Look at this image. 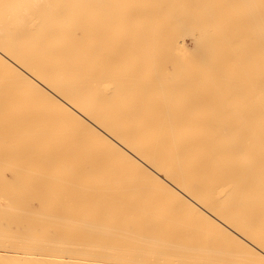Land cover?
<instances>
[{"label":"bare ground","instance_id":"bare-ground-1","mask_svg":"<svg viewBox=\"0 0 264 264\" xmlns=\"http://www.w3.org/2000/svg\"><path fill=\"white\" fill-rule=\"evenodd\" d=\"M0 264H264V0H0Z\"/></svg>","mask_w":264,"mask_h":264}]
</instances>
